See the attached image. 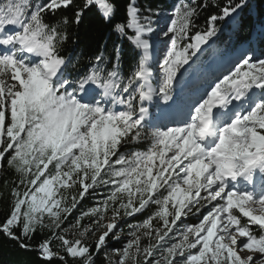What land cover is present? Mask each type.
<instances>
[{"label":"snow or ice","instance_id":"1","mask_svg":"<svg viewBox=\"0 0 264 264\" xmlns=\"http://www.w3.org/2000/svg\"><path fill=\"white\" fill-rule=\"evenodd\" d=\"M72 3L0 2V170L14 173L0 234L42 264H96L101 254L107 264H264V58L243 56L170 125L150 111L154 101L171 107L177 74L248 0H179L164 27L137 0L123 20L117 0H84L71 23L95 8L137 53L127 76L120 45L83 73L67 71L70 21L47 16ZM208 7L219 12L198 28ZM153 37L163 45L155 87ZM98 187L108 194L73 218ZM149 210L122 248L110 247L120 222ZM190 215L202 218L184 224Z\"/></svg>","mask_w":264,"mask_h":264},{"label":"trees","instance_id":"2","mask_svg":"<svg viewBox=\"0 0 264 264\" xmlns=\"http://www.w3.org/2000/svg\"><path fill=\"white\" fill-rule=\"evenodd\" d=\"M0 2H3V0H0ZM83 2L84 0H73L69 7L61 8L54 15L50 13L47 16L48 22H55L63 17H67L70 21L67 27L68 39L61 49V55L71 58L67 71L72 73V75H76L77 72L83 73L89 68L90 61L96 55L103 52L106 57H113L116 45H120L122 73L127 76L138 59L137 53L127 40L118 38L117 34L112 31L111 25L102 20L95 8L84 12L79 25L71 23L75 12L83 5ZM117 2L119 10L116 19L123 20L124 5L128 0H117ZM137 2L140 6H147L166 14L171 12L179 0H137ZM197 2H201V0H197ZM208 2L211 4L212 0H208ZM218 2L223 4L224 0H218ZM218 12L219 8L213 7H208L201 11L196 20L198 28H203L205 20L210 14ZM217 24L219 31L216 36L212 37V44L203 53L198 52L189 62L194 64L207 63L215 55L233 52L238 46L243 44L249 45L250 52L256 51L260 55L264 54V0H248L247 7L240 9L234 19L218 21ZM108 66L111 67V64ZM159 104V101H154L150 105V110L154 112L159 107ZM139 147L143 149L146 145H140ZM13 179L14 173L12 170L7 169V167L0 170V219L4 218L7 211V200L13 187ZM107 194L108 190L104 187H98L95 193L86 194V197L74 211L73 218L98 204ZM150 212L151 210L143 215L137 214L123 221L124 229H128L130 224L142 222ZM85 223H87V220H85ZM41 239L42 236L38 233L29 243L32 247H35ZM87 242L93 244L94 250L95 241ZM57 243L56 241L52 243L53 250H56ZM118 244L119 242L109 239L110 247L118 248ZM68 259L69 264H72V259ZM0 264H42V262L37 258L36 252L24 251L15 241L7 240L3 234H0ZM50 264H60V262L57 259H53ZM96 264H107L103 254L96 258Z\"/></svg>","mask_w":264,"mask_h":264},{"label":"rangeland","instance_id":"3","mask_svg":"<svg viewBox=\"0 0 264 264\" xmlns=\"http://www.w3.org/2000/svg\"><path fill=\"white\" fill-rule=\"evenodd\" d=\"M169 14L170 13H166V14L160 13V16H159V26L160 27H164L168 23ZM259 29H260V27H259ZM212 41H213V39L211 38L207 44L202 45L201 46L202 47L201 52L207 46H209V44ZM153 43H154L155 47L153 49L152 59L149 61V63L151 65L152 71L154 73L153 81H156V84H153V86L155 87L158 85L159 77L162 74L161 69L159 67V63L161 61L160 52H161V49L163 48V45H161L159 43V40L156 37H153ZM247 52H250L249 45H244V46L240 45V47H238L237 50L233 53L217 54L206 65H195L194 63H189V64L185 65L181 69V71L177 74L178 79H177L176 84H175V89H174L175 94H173V95H174V97L179 96V88L184 83L183 81H186V79L188 80V78L191 80V82L194 81V84L196 87H194V89L192 88L193 91H191V92H190V90H188V91H185L184 94H181L180 96H182L183 98H181L180 101L176 100V98H175L174 103L176 105L173 106V104H172V106H171L172 108L169 112V115L170 116L173 115V117H175V119L180 118V113L187 112V110H188L187 106L193 100L199 98V96L204 93L205 89H209V85H211L214 81H216L217 78H222L223 75L229 74L230 70H232L234 68L235 64L243 56H251L253 58V60L264 58V54L260 55V54L256 53V51H255L256 54L254 56L251 53H247ZM215 64H220L222 70L211 71V70H215L218 67ZM195 89H196V91H195ZM201 92H203V93H201ZM199 93H201V94H199ZM197 94H199V95H197ZM186 99H187V104L185 105ZM162 108H167V109L169 108L170 109V107H165L163 105V103H161L159 109L156 111V113L151 115V118H152L154 123L161 124V125H170L171 124L170 121H168V123H166V124H163L162 121L158 118V114L161 112V110H163ZM201 218H202V216H199V215H190L189 217L184 218V224L198 223L199 219H201ZM179 226L183 227V224H181ZM119 228L121 229V232H120L121 239H120V241H117V242H119V244H118L119 246H118V248H116V247H111V248H115V249L122 248L124 242L130 238L128 236L130 229L129 228L124 229L123 222H120ZM98 235H99V233H97V236ZM97 236H88L86 239H87V241H95ZM246 254H247V252L245 250L244 255H246ZM108 256L111 260H117L118 259V257L114 253H112L110 250H108Z\"/></svg>","mask_w":264,"mask_h":264},{"label":"bare ground","instance_id":"4","mask_svg":"<svg viewBox=\"0 0 264 264\" xmlns=\"http://www.w3.org/2000/svg\"><path fill=\"white\" fill-rule=\"evenodd\" d=\"M215 65H217L218 67H217L215 70H211V71H216V70L220 71V70H222L220 64H215ZM215 65H214V66H215ZM213 69H214V68H213ZM193 85H194V81L191 82V83H189V87H190V86H193ZM161 112H162V113H161ZM161 112L158 114V118L162 121L163 124L168 123V121L172 122V120H173L174 118H173L172 116L169 115L168 110H164V109H163V110H161Z\"/></svg>","mask_w":264,"mask_h":264}]
</instances>
